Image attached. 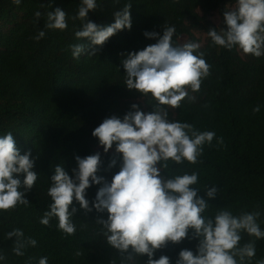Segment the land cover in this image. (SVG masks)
<instances>
[{
  "label": "trees",
  "instance_id": "1",
  "mask_svg": "<svg viewBox=\"0 0 264 264\" xmlns=\"http://www.w3.org/2000/svg\"><path fill=\"white\" fill-rule=\"evenodd\" d=\"M225 0H97V8L89 11L86 21L74 20L81 0H0V136L11 132L21 154L31 152L37 173L34 187L25 193L29 206L18 205L12 211H0V253L6 257L0 264H38L41 257L48 264H121V256L109 246L98 216L107 219V212L93 208L85 212L78 202L71 207L77 211L71 217L76 227L74 235L66 236L57 227L40 219L52 202L47 195L55 166L61 165L72 176L77 167L75 156L81 158L100 153L101 168L97 173L107 182L121 167L115 144L107 153L92 135L95 127L113 115L123 118L133 103L145 113L153 111L154 101L141 96L125 85L126 72L122 61L129 52L143 50L157 42L144 35L146 31L163 34V28L174 26L173 44L197 42L199 52L211 65V74L202 82L195 102L187 100L177 109H169V118L194 125L200 131H214L224 144L205 146L200 162L170 164L168 175L197 172L199 180L193 187L198 195L208 200L206 215L214 216L220 209L234 215L242 211L259 210L258 223L264 230V56L245 55L238 48L228 50L214 46L207 32L210 28H225L212 19ZM130 4L131 28L117 31L102 46L91 45L87 38L77 39L88 20L98 26L114 22V13ZM61 8L67 13V28H45L47 12ZM229 10V9H227ZM226 10V11H227ZM39 11L37 20L34 13ZM45 32L39 41L34 37ZM197 33L206 36L201 42ZM186 35L184 42L179 37ZM83 44L85 51L74 59L69 45ZM95 49V56L88 53ZM260 105V111L252 109ZM112 159L114 166L109 168ZM23 180V174H19ZM216 186L215 198L205 196V186ZM100 184L86 190L89 206L95 199ZM23 191V188L20 189ZM22 229L25 237L37 241L28 247L24 256L12 252L14 237L6 233ZM191 235V232L189 233ZM254 239L242 234L241 245ZM196 239H185L179 244H168L158 250L154 259L167 255L175 264L178 253L189 249L196 253ZM256 255L251 264L264 259V239L255 241ZM147 256H139L134 264H146ZM132 264V262H127Z\"/></svg>",
  "mask_w": 264,
  "mask_h": 264
},
{
  "label": "clouds",
  "instance_id": "2",
  "mask_svg": "<svg viewBox=\"0 0 264 264\" xmlns=\"http://www.w3.org/2000/svg\"><path fill=\"white\" fill-rule=\"evenodd\" d=\"M19 5L21 0H12ZM223 13L225 28L217 31L210 28L208 37L214 46L232 50L238 48L243 54L264 56V0H235L226 6ZM97 8V0H81L74 20L86 21L89 11ZM38 20L41 13H34ZM67 13L57 7L47 12L45 28L65 30ZM114 22L98 26L88 20L82 30L76 31L77 39L87 38L91 45L102 46L117 31L131 28L130 4L114 13ZM174 26L163 28V34L146 31L144 35L156 38L157 42L143 50L129 52L122 61L126 72L125 85L137 90L141 96L154 101L153 111L145 113L137 104L123 118L113 115L105 118L95 127L92 135L107 153L115 144L120 155V170L107 182L97 175L101 168L100 153L83 158L75 156L77 167L70 176L61 165H56L51 176L47 195L51 198L49 210L40 223L50 226V220H58V229L66 236L74 235L76 227L71 217L77 211L73 201L78 202L86 213L93 208L98 213L107 212V219L98 216L95 223L101 227L109 246L121 256V264H127L139 256H147L146 264H170L167 255L154 259V254L168 244H179L185 239H196V253L182 249L175 264H251L256 255L255 241L264 239V230L258 223L259 210L242 211L234 215L230 210L220 209L214 216L206 215L208 200L198 195L199 174H161L170 169V164L185 162L197 164L205 146L224 144L222 137L214 131H200L193 124L171 120L169 109H177L185 100L195 102L202 82L211 74V65L199 52L197 42L173 44ZM45 32L34 37L39 41ZM74 59L85 51L83 44L69 45ZM95 49L88 53L95 56ZM260 105L253 107L258 113ZM31 152L24 154L16 147L11 132L0 136V211L8 212L18 205L29 206L25 193L37 180V173L31 169L34 160ZM115 159L109 163L114 166ZM23 174V180L19 179ZM93 184H100L92 206L86 199V190ZM23 188V191L20 189ZM219 189L205 186V196L215 198ZM191 232V235L189 233ZM242 234L254 239L241 245ZM14 237L12 252L24 256L28 247H35L37 241L25 237L22 229L14 228L6 238ZM6 257L0 253V261ZM38 264H48L47 257H41ZM264 264V259L256 261Z\"/></svg>",
  "mask_w": 264,
  "mask_h": 264
},
{
  "label": "rangeland",
  "instance_id": "3",
  "mask_svg": "<svg viewBox=\"0 0 264 264\" xmlns=\"http://www.w3.org/2000/svg\"><path fill=\"white\" fill-rule=\"evenodd\" d=\"M235 3V0H225L224 3L216 10L213 12V15H212V19L214 20V22L216 23H220L221 22V19H222V16H223V13L229 9L228 7H226L227 5L228 6H232L234 5ZM197 35L200 36L201 38V42L203 41V39L205 38V34L204 33H197ZM186 35H181L179 37V42H184L186 40Z\"/></svg>",
  "mask_w": 264,
  "mask_h": 264
}]
</instances>
